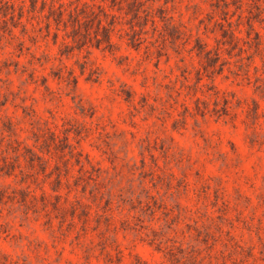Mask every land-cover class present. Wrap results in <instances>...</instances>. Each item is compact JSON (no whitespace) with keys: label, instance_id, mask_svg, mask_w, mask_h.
<instances>
[{"label":"rangeland","instance_id":"374dc122","mask_svg":"<svg viewBox=\"0 0 264 264\" xmlns=\"http://www.w3.org/2000/svg\"><path fill=\"white\" fill-rule=\"evenodd\" d=\"M0 1V189L29 192L0 264H264V0H153L139 49L68 56Z\"/></svg>","mask_w":264,"mask_h":264},{"label":"trees","instance_id":"16d2710c","mask_svg":"<svg viewBox=\"0 0 264 264\" xmlns=\"http://www.w3.org/2000/svg\"><path fill=\"white\" fill-rule=\"evenodd\" d=\"M151 1L153 0H30V12L37 22L44 23L47 35L52 33L53 43L60 42V55L68 56L73 50L88 48L113 54L118 48L112 39L113 35L118 33L120 39L125 37L126 45L137 50L144 42L146 25L150 23L151 27L156 28V17L161 18V16L151 14L149 10ZM11 18L14 19V15H11ZM20 18H22V9L18 20ZM222 36L231 37L227 32ZM231 41L232 39L225 40L224 43L230 44ZM255 50L260 52L258 35L255 37ZM198 55L203 56L206 63L213 62L209 52L201 46ZM33 155L37 159L40 158L35 153ZM4 164L6 166V163ZM76 165L81 171L82 165L79 161H76ZM4 174L11 175L9 171ZM17 194L19 197L14 192L5 194V191L0 189V204L18 202L26 205L29 192L21 188Z\"/></svg>","mask_w":264,"mask_h":264}]
</instances>
